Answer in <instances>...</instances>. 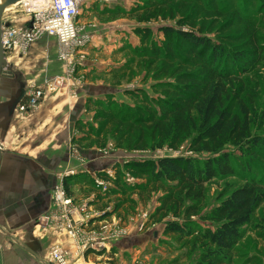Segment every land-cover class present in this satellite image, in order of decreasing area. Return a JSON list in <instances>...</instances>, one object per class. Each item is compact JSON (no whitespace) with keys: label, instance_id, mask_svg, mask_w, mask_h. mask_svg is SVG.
<instances>
[{"label":"rangeland","instance_id":"rangeland-1","mask_svg":"<svg viewBox=\"0 0 264 264\" xmlns=\"http://www.w3.org/2000/svg\"><path fill=\"white\" fill-rule=\"evenodd\" d=\"M147 1L156 0H99L84 7L79 22L86 27L92 42L83 50L85 58L75 68L73 83H69L68 88L48 94L39 106L27 115H19L15 109L11 115L5 114L0 117L2 157L5 159L11 155L38 157L48 154L51 146L57 144H62L60 148L66 145L64 149L71 155L78 153L77 146L86 150L91 149L87 155L94 154L99 163L94 168L89 166V171L84 166L73 168L74 173L71 175L80 174L78 178L81 181L75 189L71 187L73 191L70 192L82 200L92 194L97 207L108 208L106 212L109 213L115 210L111 215L128 230L112 248L111 262H118L121 258L119 264H193L201 252L199 243L194 241L193 236L179 238L172 234H164L163 221L154 224L148 222L149 215L159 205L158 198L163 195V191L159 188L150 194L144 193L139 196L138 192L133 190V186L144 182V179L129 173L125 163L176 155L198 157L203 160L209 155L189 152L188 141L177 150L166 147L131 149L125 145H118L114 139L108 138L105 146L98 147L93 142L94 134H89L91 125L94 129L99 126V121L94 120L96 108L93 102L111 100L113 108L117 106L118 109H122L125 106L133 107L135 104L134 99L126 93L128 91L137 92L139 97L161 96L154 88L159 80L152 77V72L146 70L135 54L141 43L139 35L134 31L135 28H150L151 38L156 43H161L164 40L160 31L162 26L176 27L193 34H198V26H201L209 32L200 35L212 41H219L218 36H229L235 27L240 31L243 27H248L251 30L256 28L258 42L264 43L262 15L264 0L262 3L260 0L178 1L179 3L167 5L171 7L166 10L165 16H158L148 22L138 21L123 12L142 6ZM15 8L16 6L7 8L5 20L14 14L17 19H21L18 13H15ZM220 8L224 10L222 11L225 13L224 17L216 16ZM179 18H186L187 23L178 24ZM229 18H231L229 24L224 23L225 29L218 32L219 28H222L221 23L228 21ZM216 21H218L216 25H213ZM190 22L195 23V26ZM233 41L237 43L236 40ZM35 43L31 44L27 52ZM6 60L11 70L19 61L25 65V88L30 83H41L45 78L57 75L39 74L40 63H35L34 56L29 57L28 53L16 54L7 51ZM63 69L64 66L62 71ZM5 85L1 80L0 87ZM239 86L242 91L238 95L244 100L251 114V136L264 137V63H260L246 75ZM0 99H3L1 94ZM86 134H89L91 141H77ZM223 151L232 154L235 172L233 175L215 177L207 183L205 195L198 203L201 214H208L234 188L244 183V179L238 174L242 172L241 170L247 172L246 168H249L250 174L264 182V149L255 154L251 151L242 152L227 145ZM96 170L104 172L111 178L116 177L115 172L120 171L119 184L99 178ZM128 177L132 180L128 181ZM68 180L73 182L75 179L70 177ZM173 219L170 217V220ZM191 220L202 227L214 226L211 221L197 217H192ZM241 232V240L234 247L233 264H264V202L258 206L250 222L242 227Z\"/></svg>","mask_w":264,"mask_h":264},{"label":"trees","instance_id":"trees-1","mask_svg":"<svg viewBox=\"0 0 264 264\" xmlns=\"http://www.w3.org/2000/svg\"><path fill=\"white\" fill-rule=\"evenodd\" d=\"M178 1L185 2L147 1L123 12L138 21L148 22L165 16L171 7L167 5ZM222 11L223 8L218 9L216 16L224 17ZM230 20L222 22L218 32L224 30V23L229 24ZM177 22L185 24L187 19L179 18ZM190 24L195 26L193 22ZM134 31L141 41L135 54L146 70L152 72V77L159 80L154 88L161 96L139 97L137 92L128 91L126 93L135 104L122 109L113 108L111 100L94 101V120L99 121V126L94 129L91 125L89 134H94L93 142L98 147L105 146L108 138L131 149L166 147L177 150L188 141L189 152L208 154L203 160L181 155L162 156L155 160L127 162L125 166L133 176L144 179L133 186L139 196L162 189L159 205L149 215L148 222L163 221L164 234L179 238L193 236L201 248L193 264H233V251L241 240L242 227L264 202L263 180L256 179L246 168L247 172H237L244 183L234 188L208 214H201L198 203L211 179L234 174L233 156L223 151L227 145L255 154L264 149V137L251 136V114L238 95L242 91L241 80L264 63V43L258 42L257 29L248 27L241 31L235 27L229 36H218L219 41L200 35L209 32L201 26H198V34L162 26L164 40L161 43L151 38L148 27ZM89 134L77 141H88ZM115 173L114 178L104 172H97V175L119 184L120 171ZM74 182L67 177L63 179L69 195ZM112 213L105 212L104 216ZM192 217L211 221L214 226L202 227L191 220Z\"/></svg>","mask_w":264,"mask_h":264},{"label":"built area","instance_id":"built-area-1","mask_svg":"<svg viewBox=\"0 0 264 264\" xmlns=\"http://www.w3.org/2000/svg\"><path fill=\"white\" fill-rule=\"evenodd\" d=\"M99 0H22L16 14L4 19L2 14L1 43L5 52L25 54L42 36L55 38L57 59L64 66L60 74L30 83L24 98L16 105L19 115L33 112L50 93L69 87L77 65L84 60V48L91 42L86 27L78 20L87 4ZM107 1V0H100ZM65 172L51 191L50 207L35 224L38 232L52 230L64 236L68 246L54 243L45 252L44 264H110L112 248L128 230L111 214L93 212L89 200L75 201L63 186ZM131 181V177L127 178Z\"/></svg>","mask_w":264,"mask_h":264},{"label":"crops","instance_id":"crops-1","mask_svg":"<svg viewBox=\"0 0 264 264\" xmlns=\"http://www.w3.org/2000/svg\"><path fill=\"white\" fill-rule=\"evenodd\" d=\"M26 53L29 57L30 55L34 56L35 63H40L38 65L40 68L39 74L52 75L62 72L63 65L57 59V42L55 38L42 36ZM20 63L21 65H19ZM14 65L13 74L24 81L26 75L25 65H22L21 61ZM3 81L6 85L0 87V94L3 98L0 99V103L11 98L14 85V83L11 84V79H4ZM61 145L51 146V151L48 154L38 157L28 158L11 155L6 156L5 159L1 156L0 264H44L43 257L49 246L54 243L69 245L60 233L52 230L37 232L35 229L36 221L50 207L52 188L60 182L65 172L79 166H84L89 171V166L94 168L99 162L94 154L87 155L91 149L86 150L77 146L78 153H72L71 155L69 151H65L64 147L66 145L60 148ZM96 172L98 171L96 170ZM74 175L65 176L75 179L74 184L70 186V191H73L72 188L78 187L81 181L78 178L80 174ZM70 193L75 201L82 200V198L73 195L72 192ZM83 200L90 201V208L93 212L109 210L108 208L97 207L92 194H89ZM118 262H110V264H119Z\"/></svg>","mask_w":264,"mask_h":264},{"label":"flooded vegetation","instance_id":"flooded-vegetation-1","mask_svg":"<svg viewBox=\"0 0 264 264\" xmlns=\"http://www.w3.org/2000/svg\"><path fill=\"white\" fill-rule=\"evenodd\" d=\"M14 76V79H13ZM7 80V79H11L12 83H14L13 85V92H12V96L9 100H7L6 102L0 103V115H11L12 112L14 111L16 105L19 103L20 100H22L25 96V84L24 81L22 79H20V77H17L13 74V72L11 73V76L9 78L6 77H2L0 78V81L2 80ZM15 102H17L15 104Z\"/></svg>","mask_w":264,"mask_h":264},{"label":"water","instance_id":"water-1","mask_svg":"<svg viewBox=\"0 0 264 264\" xmlns=\"http://www.w3.org/2000/svg\"><path fill=\"white\" fill-rule=\"evenodd\" d=\"M14 4L8 7H13L20 3L22 0H16ZM7 5L4 2H0V78L6 77L9 78L11 76L12 70L11 67L7 64L5 52L1 43V32H2V14L5 11V9L8 8ZM17 102H15L16 104ZM2 151H3V146L2 143L0 142V160L2 156Z\"/></svg>","mask_w":264,"mask_h":264},{"label":"bare ground","instance_id":"bare-ground-1","mask_svg":"<svg viewBox=\"0 0 264 264\" xmlns=\"http://www.w3.org/2000/svg\"><path fill=\"white\" fill-rule=\"evenodd\" d=\"M0 2H4L7 6L10 4H14L15 2H17L16 0H0ZM7 9H5L4 12H6Z\"/></svg>","mask_w":264,"mask_h":264}]
</instances>
